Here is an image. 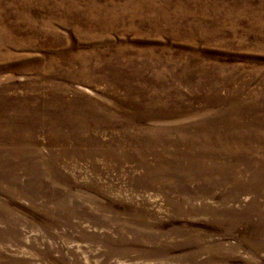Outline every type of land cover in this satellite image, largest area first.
Instances as JSON below:
<instances>
[{
    "label": "rangeland",
    "instance_id": "1",
    "mask_svg": "<svg viewBox=\"0 0 264 264\" xmlns=\"http://www.w3.org/2000/svg\"><path fill=\"white\" fill-rule=\"evenodd\" d=\"M0 264H264V0H0Z\"/></svg>",
    "mask_w": 264,
    "mask_h": 264
}]
</instances>
